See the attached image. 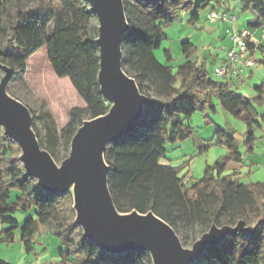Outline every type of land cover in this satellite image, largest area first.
I'll list each match as a JSON object with an SVG mask.
<instances>
[{"label":"trees","instance_id":"trees-1","mask_svg":"<svg viewBox=\"0 0 264 264\" xmlns=\"http://www.w3.org/2000/svg\"><path fill=\"white\" fill-rule=\"evenodd\" d=\"M41 1L49 6L47 10H24V0H0V64L12 70L13 78L25 77L30 60L46 47L56 76L71 81L86 107L72 108L61 130L68 158L78 129L85 121L107 115L113 105L99 83V22L87 0ZM209 2L123 0L130 27L122 40L123 70L153 103L145 107L133 132L106 149L109 190L119 213L151 212L173 228L182 244L191 237L196 241L198 231L205 234L213 225L243 224L192 264H264V182L244 184L237 170L226 175L229 161H243L232 135L218 131L229 154L208 166L202 179L191 186L180 177L179 168L161 164L168 141L181 142L193 134L189 123L194 114L216 110L212 93L228 113L247 123L245 144L250 153L257 139L254 128L261 127L260 119L264 121L258 111L264 105V84L259 95L251 98L233 90L230 79L214 82L205 63L188 61L175 71L155 56L167 37L166 27L179 18V12L189 13L190 23L195 24ZM241 4L243 11L253 10L258 21H264V0H241ZM194 50L190 45L187 56ZM32 128L40 138L35 123ZM51 140L45 149L56 157ZM21 156V146L0 124V242L14 244L20 229V241L30 252L43 225L60 240L58 264H154L148 251L112 254L88 239L76 224L73 194L44 190L29 175ZM12 191L19 193L14 201ZM33 209L35 217L22 226L13 217ZM0 264L9 263L1 260Z\"/></svg>","mask_w":264,"mask_h":264},{"label":"rangeland","instance_id":"rangeland-1","mask_svg":"<svg viewBox=\"0 0 264 264\" xmlns=\"http://www.w3.org/2000/svg\"><path fill=\"white\" fill-rule=\"evenodd\" d=\"M36 8L47 10L49 6L41 0H24V10ZM213 8L220 18L226 13L228 19L226 21L219 19L214 24L210 23L207 16ZM178 17L166 27L167 37L155 50V56L162 65L171 66L176 71L180 65L188 61L195 65L205 63L210 78L214 82H222L223 80L216 76L215 68L221 64L227 50L234 46L232 37L247 30L253 35L249 45L253 51L256 50V65L243 82H237L232 88L251 98L259 95V86L264 84V21L259 22L253 10L243 11L241 0H210L209 5L201 10L199 22L191 24L190 14L182 11L179 12ZM232 17L234 20L231 19ZM190 45H194L195 50L188 57L186 50ZM0 65L1 83L7 75V66ZM5 94L28 108L33 123L40 132L38 138L40 146L47 152H49L45 149L48 145L47 141L52 138L56 157L51 156L56 165L61 166L67 156L60 139L61 130L70 120V110L75 107L85 108L86 104L68 78L56 76L50 65L46 47L30 60L25 77H11ZM211 96L216 110L208 109L206 112L194 114L189 123L194 131L193 134L181 142L168 141L165 146L167 153L161 159V164L179 168V175L184 182L189 186L193 185L202 179L208 166L214 165L229 154L227 146L222 143L224 138L218 135V131H225L235 138L238 151L243 155L242 162L233 160L227 163L226 175L237 170L244 184L264 182V121L260 119L261 127L254 128L257 139L254 152L250 153L245 144L247 123L228 113L214 93ZM258 111L264 116V105L258 106ZM34 117L37 118L36 122ZM103 162L107 167L105 158ZM11 195V201H14L19 193L12 191ZM35 213L36 209L28 212L18 211L13 217L22 226L27 219L35 217ZM0 228L1 230L3 228L1 222ZM16 235L19 237L18 241L8 245V250L5 252L13 264H58L59 250L62 246L58 237L46 227L39 225L30 252L26 251L20 241V229L17 230ZM202 235L198 231L194 236L196 241ZM196 241L191 237L188 243L182 245L185 249H191ZM0 248L1 257L2 249L7 247L1 244Z\"/></svg>","mask_w":264,"mask_h":264},{"label":"water","instance_id":"water-1","mask_svg":"<svg viewBox=\"0 0 264 264\" xmlns=\"http://www.w3.org/2000/svg\"><path fill=\"white\" fill-rule=\"evenodd\" d=\"M87 1L99 22L96 40L100 55L99 83L113 104L110 112L84 122L73 137L69 157L57 173L51 154L40 146L32 130L33 117L28 108L21 102V106L5 102L13 99L5 94L12 77V70L7 67V75L0 83V124L21 146V159L27 172L39 180L44 190L73 194L76 224L101 249L112 254L148 251L154 264H192L206 249L221 243L243 224L234 228L213 225L191 249H185L173 228L155 214H145L149 218L121 217L124 214L116 209L109 190V167L102 170L99 159L103 161L111 143L135 130L145 107L153 101L141 93L136 81L123 70L122 40L130 29L123 0ZM74 182L78 198L70 190Z\"/></svg>","mask_w":264,"mask_h":264},{"label":"built area","instance_id":"built-area-1","mask_svg":"<svg viewBox=\"0 0 264 264\" xmlns=\"http://www.w3.org/2000/svg\"><path fill=\"white\" fill-rule=\"evenodd\" d=\"M210 23H216L219 19L226 21L228 19L227 14H223L220 18L216 10H212L207 16ZM234 20V17L231 18ZM253 35L244 30L243 32L236 33L232 37L234 46L227 50L226 57L221 64L215 68V74L222 80L230 78H236L238 80L243 79V73L246 70H252L256 65L255 51L250 48V41Z\"/></svg>","mask_w":264,"mask_h":264},{"label":"bare ground","instance_id":"bare-ground-1","mask_svg":"<svg viewBox=\"0 0 264 264\" xmlns=\"http://www.w3.org/2000/svg\"><path fill=\"white\" fill-rule=\"evenodd\" d=\"M5 102L7 103H10L14 106H21V103L14 100V99H8V100H5ZM99 167L103 170L104 169V163L101 159H99ZM55 168V171L57 173H60L61 172V166H57L55 165L54 166ZM103 176H104V172H103ZM70 190L75 194V197L78 198V187H77V184L74 182L71 187H70ZM121 217H123L124 219H130V218H149L148 215H145V216H142V215H139L137 213H128V214H124V215H121Z\"/></svg>","mask_w":264,"mask_h":264},{"label":"crops","instance_id":"crops-1","mask_svg":"<svg viewBox=\"0 0 264 264\" xmlns=\"http://www.w3.org/2000/svg\"><path fill=\"white\" fill-rule=\"evenodd\" d=\"M215 8H213V10H214ZM257 48H258V46H257ZM256 48V49H257ZM255 54H256V50H255ZM225 57H226V54L224 55V57L222 58V61L225 59ZM252 72V70H246L244 73H243V79L241 80V82H243L244 80H245V78H246V75L248 74V73H251ZM240 80H238V79H236V78H230V83L232 84V85H236V83L237 82H239ZM0 230H1V228H0ZM17 236V235H16ZM18 236L16 237V240H15V243L18 241ZM5 245L7 248H4V249H2V251H3V255L0 257V261L2 260V261H5V262H7V263H9V264H13L12 263V261L7 257V255L5 254V252L8 250V244H4V243H2V242H0V245ZM1 249V248H0Z\"/></svg>","mask_w":264,"mask_h":264}]
</instances>
